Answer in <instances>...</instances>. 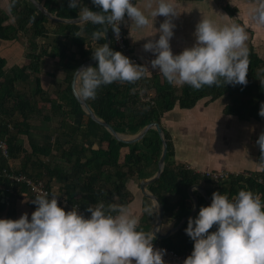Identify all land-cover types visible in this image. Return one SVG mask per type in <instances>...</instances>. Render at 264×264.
Returning <instances> with one entry per match:
<instances>
[{"label":"trees","instance_id":"16d2710c","mask_svg":"<svg viewBox=\"0 0 264 264\" xmlns=\"http://www.w3.org/2000/svg\"><path fill=\"white\" fill-rule=\"evenodd\" d=\"M38 1L56 16L63 18L78 16L79 9L68 7V0ZM85 3L93 10H100L98 6L92 4V0H85ZM223 8L229 15L234 14L235 9L229 5L226 4ZM10 17L14 19L13 22L9 21ZM52 23L55 26L50 35L47 26ZM82 26L83 30H81ZM102 27L90 21L84 24L50 20L28 0H16L11 11L8 8L4 9L0 3V40H16L19 37L18 33L21 32L29 48L22 65H13L8 71L4 69L7 59L0 57V140L3 139L7 146V156L0 148V190L11 185L12 194L30 193L25 184L11 183L2 175L4 172L33 178H41L44 174L47 176L46 183L49 186L52 178L63 182V193L69 202L80 204L85 209V215H88L86 211L88 204L95 205L103 201L106 206L110 203L125 205L126 180L133 175L141 177L143 168L152 162H157L162 149V140L154 128L148 129L135 142L119 141L100 123L88 116L73 95L71 81L75 70L81 62L92 56L94 44L105 42V38L97 39L93 36V32ZM123 27L126 42L129 43L125 20ZM109 31L111 34L110 27ZM110 47L118 50L112 39ZM248 49L246 84L221 83L194 88L184 83L176 88L162 74V78L154 76L151 81L144 84H141L142 78L134 82L117 80L101 85L94 99L84 100L99 118L111 125L116 132L123 134H134L144 125L159 121L163 112L171 109L176 103L181 108H190L205 97L213 101L226 96L228 98V103L224 106L226 113L234 114L243 120H264V116L259 114L261 102L264 101V58L258 55L252 46ZM47 58L55 59L57 69L65 73L63 77L67 84L65 91L58 93V99L64 103L56 102L43 89L39 74L43 71L44 61ZM96 64L97 61L92 66ZM31 75H35L33 92L26 94L17 91L20 89H17V83L27 82ZM51 76L53 77V74ZM147 90H153L154 95L146 100L141 99L147 94ZM36 97H39L42 103L48 102L53 114L60 113L66 124L70 122L68 131H61L66 136V147L59 141L51 143L47 137L41 144L29 142V151L17 142L19 137L28 136L33 115L41 111V107L37 106ZM63 106H66V110ZM52 115L49 113L43 115L44 121H49ZM165 137L166 160L171 154V143L168 133H165ZM95 140L99 143L97 147H93ZM33 155L36 156L35 159H32ZM40 155H58L68 166L66 168L58 164L50 166L40 160ZM19 157L20 166L12 169L9 159L14 162ZM256 158L262 164V169L254 174L248 176L242 173L230 174L229 179L224 181H211L207 178L203 180L211 183L212 190L226 192L230 197L240 188H249L264 200V159H261V149L257 152ZM199 179H201L199 175L192 173L183 165H171L165 162L160 176L151 182L148 188L159 198L164 212H169L174 206L168 205L165 194L181 193V186L187 187ZM197 203L199 207L209 204L202 196L198 197ZM1 205L3 204L0 202ZM187 221L178 231L184 237L183 242L177 244L167 239L164 246L177 253H191L194 241L184 230Z\"/></svg>","mask_w":264,"mask_h":264},{"label":"clouds","instance_id":"9594fccd","mask_svg":"<svg viewBox=\"0 0 264 264\" xmlns=\"http://www.w3.org/2000/svg\"><path fill=\"white\" fill-rule=\"evenodd\" d=\"M15 3L8 0L9 11ZM92 4L100 10H93L85 0H68V7L79 9L78 19L84 24L90 21L103 26L93 32L97 39H104L109 27L119 36L125 16L137 28L153 26L158 14L166 17L147 35L159 32L158 39L146 40L143 48L156 53L150 63L170 83H187L194 88L247 83L248 33L240 23L219 24L202 16L195 26V42L173 53L170 38L175 28L172 17L178 13L175 0H92ZM249 15L264 25V0H256ZM92 55L97 60L95 66L75 70L73 92L82 99H94L101 85L117 80L134 82L145 76L146 66L133 62L109 43L99 44ZM259 114L264 116V101ZM256 143L264 159V131ZM192 190L198 189L194 186ZM211 197L209 204L200 205L197 214L188 217L184 230L194 246L182 264H264L261 196L240 188L231 197L219 190ZM32 202L36 207L30 218L27 212L18 218L0 217V264H166V249L153 245L155 232L140 228L139 217L124 204H88L89 214L85 215L77 206L66 210L58 203V194L43 189H37ZM156 207L155 199V205L147 210L152 214ZM213 225L215 229L210 230Z\"/></svg>","mask_w":264,"mask_h":264},{"label":"crops","instance_id":"0c3cea01","mask_svg":"<svg viewBox=\"0 0 264 264\" xmlns=\"http://www.w3.org/2000/svg\"><path fill=\"white\" fill-rule=\"evenodd\" d=\"M255 2L256 0H175L178 13L172 17L175 28L173 29L174 35L170 38V46L173 53H179L185 47L191 46L195 42V26L202 16L211 17L219 24L236 21L246 29L249 44L255 40H260L264 43V25L257 23L249 15V9ZM0 3L4 9L8 8L7 0H0ZM226 4L235 9L232 16L223 8ZM165 18L164 15L158 14L153 20V26L150 23L143 28H137L134 22H131L130 18L127 16L125 18V26L131 52L140 60V64L147 67V69H145V76L142 77L143 79L141 78L143 81L141 84L151 81L150 79H153L154 76L162 78V73L159 72L158 68H153L150 63L156 53L145 50L143 44L148 39H158L159 32L154 33L152 36L147 35L155 32V28H159V25ZM10 43L11 41L0 40V57L6 58L8 63L9 57H11L10 54H12V57L14 56V58H17V62L23 61L25 55L23 58L20 57L21 52L17 49V47H19V42L17 41L16 45H10ZM97 45L98 44H94L92 46L93 49H95ZM172 84L176 87V84L181 83L172 82ZM225 104L226 102L221 103L219 98L210 101L208 97H205L198 100L194 106L190 108H181L176 103L171 109L163 112L158 122L164 129V133H168L171 143V154L165 162L171 165H183L193 173L197 170H214L234 172L233 175L246 173L244 175L248 176L260 171L262 169V164L256 158L258 151L256 152L254 150L256 146L258 150L260 147L253 137L249 141V137L253 134L256 136L255 133L259 135L261 131H264V120L239 119L236 115L225 112ZM140 130L141 129L134 134H137ZM29 134L27 137H29ZM134 134L124 135L131 136ZM21 137H19L17 142L25 147L28 146L29 143H22ZM98 144V141L95 140L93 147H97ZM66 145L64 147H66ZM13 165V163H10L11 168L16 169ZM142 172L143 175L141 177L140 175H133L126 180L125 189L127 197L125 205L131 213L139 217V227L145 231H151L157 221L158 206L154 212L150 214L147 209L150 205L154 206L155 201L143 194L139 188V181L141 179H148L156 174L157 162H152L150 165L143 168ZM199 176L201 177V179H199L200 181L198 180L196 183L188 185L187 187L181 186V193L172 192L165 194L168 205H173L174 207L169 212H164L163 210V218L158 225V232L166 236L163 238L155 236L153 240L154 247L162 249L168 248L164 246L165 240L167 239L177 244L183 242L182 239L184 237L182 234L178 233V231L184 222L188 220L187 218L182 221L183 218L194 209L193 196L196 197V200L198 197L202 196L210 203L212 198L210 195L215 190H212L210 182L203 180L206 177H203L201 174H199ZM228 179L229 177L224 180ZM49 184L53 189V183ZM104 184L106 185V183ZM149 184L146 185L145 189L154 194L148 188ZM194 186L197 187V191L192 190ZM189 187L191 190H189ZM204 191L208 199L203 196ZM208 191L209 193L211 192L210 195ZM34 197V195L28 192L12 194L2 188L0 190V202L3 205L0 206V217L18 218L22 213L27 212L30 218L31 212L36 207L32 202ZM198 210L199 206L197 203V208L191 216H195ZM181 221L182 224L176 229V226ZM179 254L189 255L187 252ZM163 259L166 264H182L181 262L169 258L166 252L163 255Z\"/></svg>","mask_w":264,"mask_h":264},{"label":"rangeland","instance_id":"374dc122","mask_svg":"<svg viewBox=\"0 0 264 264\" xmlns=\"http://www.w3.org/2000/svg\"><path fill=\"white\" fill-rule=\"evenodd\" d=\"M221 5V4H220ZM222 7V6H220ZM232 16V15H230ZM10 22H13L14 19H12V17H10L9 19ZM55 24L52 23L50 25L47 26V29L50 30V35H52V30L54 28ZM250 34V33H249ZM18 39L11 41L10 45L15 44L18 41L19 42V47H17V49H19L21 52L20 53V57H24V55L29 51V48L27 46L26 43V39L24 36L21 35V32L18 33ZM51 42V40H50ZM246 44L247 47L249 48L250 46H252L254 48V50L257 52L258 55H260L262 58H264V43L260 40H255L252 43L249 44V38L246 40ZM128 45L130 46V44L128 43ZM98 46V45H97ZM95 46V47H97ZM131 49V46H130ZM11 53V50H10ZM132 53V52H131ZM134 57H136L134 54H132ZM11 57H9V61L5 66V70L8 71L10 69L11 66L13 65H22L23 61H19L17 62V58H14V56L12 57V54H10ZM18 57V56H17ZM137 58V57H136ZM138 59V58H137ZM138 61L140 62V60L138 59ZM44 67H43V71L39 74V77L41 78L42 81V85H43V89L46 91L47 95L50 97H53L52 99H55L56 102H62L60 99H58V93H60V91H65L64 88L67 85L66 82H64V71H62L61 69H57V67L55 66V59L52 58H47L44 61ZM51 74H53V77L51 76ZM34 77L35 75H31L30 78L28 79L27 82L25 83H17V91H23L26 92V94H31L33 92L34 89ZM183 84H176V88L181 87ZM148 91V92H147ZM147 94L144 97H141V99L146 100L149 99L148 97L153 96L154 92L152 90H147ZM38 100V107H41V111L40 112H35V114L33 115L32 121H31V128H30V134L29 137L27 136H22L21 137V141L24 144H27L29 142H35L38 144H41L45 141L46 137L47 140H49L51 143H54L55 141H59L62 146L66 145V136L65 134H63V132H61L62 130L64 132L68 131L69 129V121L68 124H66V120L63 121L61 114L60 113H56V115L53 114V110L51 109V107L49 106V103H42V101L40 100L39 97H36ZM64 103V102H62ZM43 106V107H42ZM63 109L66 110V106H63ZM53 114L51 119L49 121H44L43 119V115L45 114ZM18 114V112H17ZM65 122V123H64ZM63 124V125H61ZM66 124V126L64 125ZM251 131V130H250ZM241 133V132H240ZM243 134V132H242ZM240 134V135H242ZM258 133H255L256 136L250 135L251 137H249V141L250 139H255V142L257 140V135ZM256 137V138H255ZM27 150L29 151L30 147L29 144L28 146H26ZM258 147L256 146V148L254 149L256 152L259 151L257 149ZM35 155L32 156V159H35ZM40 160L50 164V166L55 165H64L65 168L66 166H68V164L62 159L60 158L58 155H49V156H43L40 155L39 156ZM10 163H13V167H15L16 169L20 166V157L16 159V162H12L10 160ZM16 163V164H15ZM44 181L47 180V176H45L43 174V176L41 177ZM55 179V178H53ZM51 179V181L49 183H53V191L55 193H60V194H64V183L60 182L58 180H53Z\"/></svg>","mask_w":264,"mask_h":264},{"label":"water","instance_id":"95a60500","mask_svg":"<svg viewBox=\"0 0 264 264\" xmlns=\"http://www.w3.org/2000/svg\"><path fill=\"white\" fill-rule=\"evenodd\" d=\"M34 7H36L39 11H41L47 18H49L50 20L56 21V22H60V23H82V21H80L77 17L74 18H63V17H59L56 16L54 13H50L49 11L46 10V8L43 6V4L41 2H39L38 0H28ZM98 11V10H95ZM105 42L109 43V45H111V37H110V33H109V29L106 28V35H105ZM96 58H94V56L92 55L91 57H89L87 60L83 61L78 67L80 68L81 66H87V65H93L96 62ZM74 77H75V72L73 74L72 77V81H71V88H72V92H73V87H74ZM73 95L76 97V99L78 100L79 104L81 105V108L88 114V116H90L93 120H95L96 122L100 123L111 135L112 137H114L115 139L125 142V143H131V142H135L137 140H139L148 129L150 128H154L161 140H162V149H161V153L160 156L158 158L157 161V172L154 176L148 178V179H141L139 181V188L140 190L143 192L144 195L152 198L154 201L156 199L157 201V206H158V217H157V221L154 225L153 231L155 232V236L159 237V238H163L166 235H162L160 234L158 231H156L159 223L161 222L162 218H163V206L160 202V200L152 193L148 192L145 187L147 184H149L150 182L154 181L155 179H157L163 168H164V164H165V157H166V153H167V139L165 137V133H164V129L160 126V123L158 121H153L150 122L146 125H144L143 128H141V130L134 135L131 136H126L122 133L116 132L113 127L111 125H109L106 121H104L103 119L99 118L93 111L92 109L88 106V104L86 103V101L78 96H76L73 92ZM219 101L221 103L226 102L228 103V98L226 96H221L219 98ZM189 190L190 187H189ZM203 196L205 198L208 199V196L206 195L205 191L203 192ZM193 200H194V209L188 214L186 215L182 221H184L185 219H187L189 216H191L194 211L197 208V200L196 197L193 196ZM211 202V201H210ZM182 221L179 222V224L176 226V229L180 227V225L182 224ZM215 228V225H213Z\"/></svg>","mask_w":264,"mask_h":264},{"label":"built area","instance_id":"2783aa9c","mask_svg":"<svg viewBox=\"0 0 264 264\" xmlns=\"http://www.w3.org/2000/svg\"><path fill=\"white\" fill-rule=\"evenodd\" d=\"M124 21L120 23V33L119 36H117L113 30L111 29V39L113 40L114 45L117 47L119 51H121L123 54L129 56L131 60L135 63H139L138 59L134 57L131 53L130 46L126 42V34L124 32V27H123ZM0 148L2 150V153L7 156V146L6 143L3 139L0 140ZM194 173L201 174L203 177H206L211 180H224L227 177L230 176V174H234V172L230 171H214V170H203V171H195ZM246 174V173H244ZM2 175L5 176V178H8L11 183H22L25 184V186L28 188V191L30 194L36 196L37 195V189H43L48 191L49 193H55L50 186L41 178H33L29 177L23 174H15V173H3ZM4 190L7 191L8 193H13L10 187H4ZM58 194V203L64 207L66 210L71 209L74 206L78 207V210L82 213L85 214V209L78 203H70L67 196L65 194ZM166 249V254L171 258L172 260H176L178 262H181L184 260V258L187 256L185 254H179L175 252L172 249Z\"/></svg>","mask_w":264,"mask_h":264}]
</instances>
